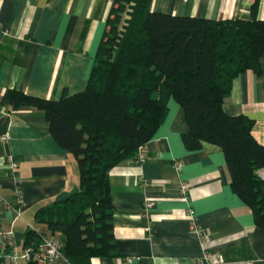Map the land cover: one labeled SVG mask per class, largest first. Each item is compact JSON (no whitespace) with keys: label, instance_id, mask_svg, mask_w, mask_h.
Masks as SVG:
<instances>
[{"label":"crops","instance_id":"obj_1","mask_svg":"<svg viewBox=\"0 0 264 264\" xmlns=\"http://www.w3.org/2000/svg\"><path fill=\"white\" fill-rule=\"evenodd\" d=\"M152 0V12L214 21H264V0ZM114 0H0V103L7 90L58 100L83 92L95 65ZM261 73L238 76L224 111L254 121L264 146V57ZM167 119L133 158L110 173L116 257L89 264H264V229L234 193L224 151L186 150L182 107L171 99ZM18 165L12 172V162ZM181 170H177V165ZM264 179V168L258 172ZM77 161L52 138L43 112L0 107V250L22 254L28 237L55 236L43 211L76 194ZM185 187V188H184ZM20 188L22 196L16 190ZM185 190V193L183 192ZM154 208L148 210L147 204ZM196 222L195 229L192 222ZM18 264H37L19 260ZM51 264H73L65 256Z\"/></svg>","mask_w":264,"mask_h":264},{"label":"trees","instance_id":"obj_2","mask_svg":"<svg viewBox=\"0 0 264 264\" xmlns=\"http://www.w3.org/2000/svg\"><path fill=\"white\" fill-rule=\"evenodd\" d=\"M151 1L114 0L83 92L51 100L11 89L0 103L43 112L52 138L77 161L79 191L41 217L66 237L63 253L73 264L116 257L110 173L153 139L171 99L184 111L186 150L224 151L234 193L264 229V146L251 118L223 108L238 76L261 73L264 21L174 16L152 12ZM33 239L27 247L38 250L43 241Z\"/></svg>","mask_w":264,"mask_h":264},{"label":"built area","instance_id":"obj_3","mask_svg":"<svg viewBox=\"0 0 264 264\" xmlns=\"http://www.w3.org/2000/svg\"><path fill=\"white\" fill-rule=\"evenodd\" d=\"M133 160L138 164H144L147 161V155L143 151H139L137 155L133 157ZM18 165L15 161L12 162L11 170L15 172ZM177 170H181V165H177ZM185 188V187H184ZM185 193V190L183 189ZM18 197L22 196V191L20 188L16 190ZM154 203L150 202L147 204V209L150 210L154 208ZM196 222H192V227L195 229ZM196 230V229H195ZM63 244L55 237H51L44 240L39 246L38 250H34L32 247L24 250L22 254L17 253L15 249L8 252L4 249L0 250V264H18L19 260H26L28 262H35L37 264H51L56 258L64 256ZM211 264V263H210ZM215 264V263H213ZM216 264H229L224 258H220L219 262Z\"/></svg>","mask_w":264,"mask_h":264}]
</instances>
